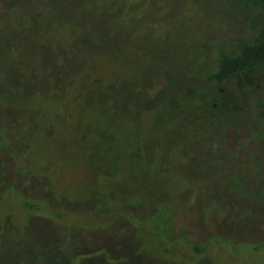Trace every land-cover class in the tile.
Returning a JSON list of instances; mask_svg holds the SVG:
<instances>
[{"label": "rangeland", "instance_id": "374dc122", "mask_svg": "<svg viewBox=\"0 0 264 264\" xmlns=\"http://www.w3.org/2000/svg\"><path fill=\"white\" fill-rule=\"evenodd\" d=\"M40 1L0 0V264H264V64L203 80L264 13L83 0L26 36Z\"/></svg>", "mask_w": 264, "mask_h": 264}, {"label": "trees", "instance_id": "16d2710c", "mask_svg": "<svg viewBox=\"0 0 264 264\" xmlns=\"http://www.w3.org/2000/svg\"><path fill=\"white\" fill-rule=\"evenodd\" d=\"M83 0H46L45 4L37 3V7L42 8L41 15L36 17L31 15L28 25L24 29L27 36L30 32L35 33L37 28L44 22H51L52 17H56L61 11H65L69 7H80ZM244 10L253 7L264 13V0H238ZM96 29V28H95ZM83 30L76 40L78 44V55L75 64L83 65L89 61L94 55V51H107L108 48L114 47L113 40H106L104 32L99 30ZM111 41V42H110ZM264 64V22L261 25L259 34L255 40L249 44H241L238 53L228 55L220 53L216 60L215 67L210 71L203 72V80L205 82L221 83L234 78L238 74H248L258 71ZM227 164V160L223 161V165Z\"/></svg>", "mask_w": 264, "mask_h": 264}]
</instances>
